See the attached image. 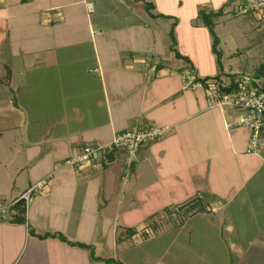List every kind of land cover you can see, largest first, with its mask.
I'll list each match as a JSON object with an SVG mask.
<instances>
[{"label":"crops","instance_id":"0c3cea01","mask_svg":"<svg viewBox=\"0 0 264 264\" xmlns=\"http://www.w3.org/2000/svg\"><path fill=\"white\" fill-rule=\"evenodd\" d=\"M206 4L215 6L211 12L221 8L216 20L235 16L234 0H0V197L11 200L42 183L26 224L0 220V264H104L90 260L87 249L39 239L28 228L120 260L116 251L138 235L116 237L120 230L147 236L158 224L146 220L160 213L161 231H177L210 208L207 221L227 264H264V140L250 148L249 130L234 125L240 112L210 105L202 79L228 84L237 72L217 62L219 74L204 68L182 30L198 28L191 22ZM258 24L249 44L234 40L246 54L233 65L237 71L264 63ZM220 36L219 53L228 40ZM146 124L171 130L130 166L117 151L110 161L60 165L86 143H107ZM176 211L180 220L165 224ZM104 247L113 255H100Z\"/></svg>","mask_w":264,"mask_h":264},{"label":"rangeland","instance_id":"374dc122","mask_svg":"<svg viewBox=\"0 0 264 264\" xmlns=\"http://www.w3.org/2000/svg\"><path fill=\"white\" fill-rule=\"evenodd\" d=\"M197 0H195L196 2ZM203 1V0H200ZM227 1V0H226ZM229 1L226 2V6H228ZM205 8L201 10V15L203 12H211L212 10H215V6L206 4ZM211 6L212 10L208 8ZM225 6V7H226ZM224 15V14H221ZM229 16L230 13H228ZM226 15V16H228ZM234 17L228 18L225 20L224 18V24L221 21V19H217V14L210 15V19L214 21L215 28H214V34L218 36H222V40L225 38H228L227 40V49L225 47L221 46L220 53L223 54V61L217 62L215 61L216 55L212 52V42H213V36L212 34L207 30L204 24H201V18L199 17L198 20H195L191 22L192 26L198 24V28L194 29V32L191 30L193 29L189 25H185L182 30H184L185 36L193 41L194 48H196L195 52L198 54H201V59L204 61V68L210 67L211 70H218V72H214L213 74H219V68L216 67V63L219 66H222L225 69H230L232 71L237 72V76H247L248 78H251L254 80L259 86L264 85V73H256L254 67L255 65H252L254 67H249V70L247 71H237L236 68H232L233 65L236 62H239L242 57H245V50H243L242 47H238V43L234 44V40L241 41L244 44H249L250 42L249 35L253 32L259 33L258 29L254 27L255 21L259 23L258 25H261L262 28H264L263 18L256 17V15L252 12H246L244 14L234 13L232 16ZM221 17V16H220ZM223 17V16H222ZM262 19L258 21L257 19ZM197 23V24H196ZM224 25V27H223ZM195 27V26H194ZM257 27V26H256ZM201 28V29H200ZM262 30V29H260ZM195 33V34H194ZM220 36V38H221ZM238 48L237 50H235ZM243 50V51H242ZM219 51V50H218ZM236 52L235 54H231V52ZM258 58L260 59V56L258 54ZM221 64V65H220ZM187 71V70H186ZM186 73V72H185ZM210 80H214V78H211ZM143 146L136 152H140L143 150ZM121 152V151H117ZM124 153V152H122ZM125 160L128 164V154H125ZM131 158H136L131 157ZM62 165V164H60ZM36 185V184H35ZM41 188V187H40ZM39 188V189H40ZM39 189L36 190L35 193H32V199H34L39 193ZM20 193V192H19ZM17 193L15 197H18L20 194ZM19 194V195H18ZM4 197H0V199H3ZM14 198V197H13ZM8 200V199H6ZM191 201V200H190ZM186 205V203L184 204ZM197 205V206H196ZM195 206L198 208L200 207V204H196ZM175 207V205L171 206L170 208L164 209V212H167L168 210H172ZM201 208V207H200ZM188 210V209H184ZM206 210V209H205ZM214 212L212 208L209 210H206L207 213L204 214H196L190 218L186 219V222H184V225H180L181 227L177 226V231H171L168 229L167 231H161L162 226L160 224L161 220V214H153L150 216L151 218L147 219L146 221L150 223H157L158 227L153 228V230L148 229V232L151 231L150 234H147L145 236V233H143L142 230H137L136 233L138 234L135 239L128 240L126 245H123V248L121 251H116L115 255H118L120 258V261L124 264H227V258L225 255V252L221 249L220 242L218 240V231L213 229L210 224H208L207 218L209 217V212ZM163 212V213H164ZM184 216H187L186 213H184ZM181 215L179 212H174V215L168 220L164 221L165 224L178 222L180 220ZM170 224H168L169 226ZM220 231V230H219ZM120 233H116L117 236H122L125 238H128V233H126L125 230L119 231ZM176 234V236H174ZM109 235V234H106ZM121 237V238H122ZM142 237V238H141ZM187 240H189V243H185ZM184 244V245H183ZM184 247V249H182ZM115 251V250H114ZM114 251L109 250L107 247H104L103 250L100 251V255H106L110 256L113 255L112 253ZM183 252V253H182ZM175 253H179L180 260L176 259ZM149 255V260L145 259L142 260V257H145V255ZM182 254V255H181ZM181 255V256H180ZM175 257V258H173ZM158 260H154V259ZM176 259V262L173 261ZM168 261V262H167ZM216 261V262H215Z\"/></svg>","mask_w":264,"mask_h":264},{"label":"built area","instance_id":"2783aa9c","mask_svg":"<svg viewBox=\"0 0 264 264\" xmlns=\"http://www.w3.org/2000/svg\"><path fill=\"white\" fill-rule=\"evenodd\" d=\"M235 13L252 12L261 14L264 11V0H234ZM90 9V8H88ZM261 16V15H259ZM186 72V73H185ZM184 72L187 82L194 80V75L191 70ZM207 97L212 107H227L240 112L234 122L235 126L246 127L249 130V146L256 148L264 140V85L259 86L254 80L247 76H238L234 80V87L226 92L222 90L228 84L219 80H208ZM169 126H158L155 124H146L144 126H134L125 131L116 133L107 143H86L76 149L74 153L67 156L62 161V166L81 167L89 165L91 160L97 156L115 150L128 154V163L134 161L136 152L143 146L145 147L150 142L160 139L170 131ZM42 186L39 182L36 185L27 188L18 197L6 200L0 199V220H8L14 214V205L18 201H22L26 207L31 202L32 193Z\"/></svg>","mask_w":264,"mask_h":264},{"label":"trees","instance_id":"16d2710c","mask_svg":"<svg viewBox=\"0 0 264 264\" xmlns=\"http://www.w3.org/2000/svg\"><path fill=\"white\" fill-rule=\"evenodd\" d=\"M220 13H221V8H220V10H218L216 12H208V13H203L201 15L202 23L204 24V26L207 28V30L213 36V42H212L211 50H212L213 53H215L217 62L220 61V53L216 49L218 39H217L216 35L214 34V31H213L214 24L212 22V19H210V15H213V14L219 15ZM170 46H172V45H170ZM175 56H176V58L186 59L185 56H182V55H180L177 52H175ZM255 71H256L257 74L258 73H263L264 72V63L263 62L260 63L255 68ZM236 75H229L231 81H230L229 85L226 88H223L222 90H225L226 92H228L231 89H233V87H234V80L236 78L235 77ZM7 77L9 78V73L7 74ZM214 79L217 80L218 79V76L214 77ZM207 80H208L207 77H205V78L202 79V81L204 82V84H205V82ZM114 152H115V150H112V151H109V152L103 154L102 156L105 157L106 161H110L112 159V156L111 155ZM132 162H134V161L129 162L127 164V166H130V164H132ZM13 208H14L15 212H14V214L11 215V217L8 219V221L15 222V223H21V224H26V209H25L26 207L24 206V203L22 201H18L14 205ZM125 231H126V233H128V235H129L128 237L133 236L136 233V230L135 229H132V228L126 229ZM28 232L31 235H34V236L38 237L39 239H44L46 237H54V238H57L60 241L66 243V244H68L70 246H77V247H80V248H83V249H87L88 252H89L90 260H92V261L102 262L104 264H124L118 258H115V257H99V256H96L95 253H94V248H93V246L91 244H85L83 242H78V241H71L65 235H63L61 233H58V232L49 233V232H47V233H44V234L40 235V234H35L32 228H28Z\"/></svg>","mask_w":264,"mask_h":264}]
</instances>
